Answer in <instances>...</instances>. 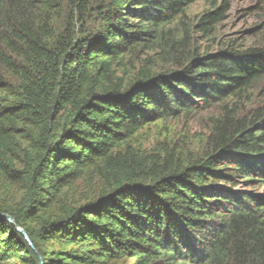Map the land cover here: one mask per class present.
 I'll list each match as a JSON object with an SVG mask.
<instances>
[{
  "label": "trees",
  "instance_id": "trees-1",
  "mask_svg": "<svg viewBox=\"0 0 264 264\" xmlns=\"http://www.w3.org/2000/svg\"><path fill=\"white\" fill-rule=\"evenodd\" d=\"M198 1L0 0V213L44 264H264V196L219 185L264 186V34ZM214 106L201 155L134 144ZM38 253L0 216V264Z\"/></svg>",
  "mask_w": 264,
  "mask_h": 264
},
{
  "label": "rangeland",
  "instance_id": "rangeland-1",
  "mask_svg": "<svg viewBox=\"0 0 264 264\" xmlns=\"http://www.w3.org/2000/svg\"><path fill=\"white\" fill-rule=\"evenodd\" d=\"M230 7L225 20L219 27L218 42L221 40L237 39L239 42L258 40L259 34H264V0H227ZM207 7L205 0H199L188 8L189 18L200 13ZM217 42V43H218ZM205 45L212 46V51L218 49L219 45H213V40L203 41ZM210 43V45H209ZM5 78L8 76L4 71ZM258 98L256 95V103ZM254 99V98H253ZM218 113L214 106L209 110L201 111L192 115H180L168 119H160L145 124L134 138V144L144 150H152L166 143L170 146H177L184 153L201 155L207 150V138L210 131V116ZM236 186L221 181L222 187L236 190L240 193H257L264 196V186L254 182H248L242 178L236 179ZM83 184L81 183V186ZM98 187V182L93 188ZM86 189V188H85ZM87 190V189H86Z\"/></svg>",
  "mask_w": 264,
  "mask_h": 264
},
{
  "label": "water",
  "instance_id": "water-1",
  "mask_svg": "<svg viewBox=\"0 0 264 264\" xmlns=\"http://www.w3.org/2000/svg\"><path fill=\"white\" fill-rule=\"evenodd\" d=\"M0 216H4L6 217L12 224H14L16 226V228L24 235V237L26 238V240L28 241V243L32 246V248L38 253L36 247L34 246L30 236L28 235V233L20 226L16 225V223L14 222L13 218L5 213H0ZM40 259H41V264H44V261L42 259V257L40 256V254L38 253Z\"/></svg>",
  "mask_w": 264,
  "mask_h": 264
}]
</instances>
